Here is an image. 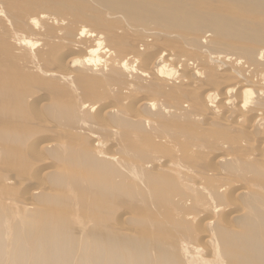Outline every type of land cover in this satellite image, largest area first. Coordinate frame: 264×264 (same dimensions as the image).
Listing matches in <instances>:
<instances>
[{"label": "bare ground", "instance_id": "1", "mask_svg": "<svg viewBox=\"0 0 264 264\" xmlns=\"http://www.w3.org/2000/svg\"><path fill=\"white\" fill-rule=\"evenodd\" d=\"M22 1L25 4L16 8L21 10L17 17L12 16L17 14L11 10L6 11V7L0 2V19L4 18L8 24L14 20L18 26V30H14L10 36L11 45L6 44V47L12 46L11 52L4 49L10 55L6 57V53L0 54L1 73L9 79L13 67L18 64L28 65L27 74L20 75L38 80L41 90L24 95L19 103H40V108L52 115L54 109L56 111L61 108L72 113L80 112L82 119L71 132L74 135L79 132L82 137L62 142L64 137L59 138L58 134L63 130H58L50 121L37 120L46 129L47 135L59 138L48 136L37 143V151L39 153L40 150L42 154L39 153L41 157L36 160L42 166L40 174L49 188L40 187L41 190L44 189L42 193L35 187L37 193L32 191L25 202H20L22 209L36 210L29 216L23 210L17 212L15 209L0 207V264H264V0H257L262 2V7L252 8L254 14L249 17L232 11L220 13L216 8L210 10L209 21L201 22L202 25L205 24V30L200 36L179 35L162 29L155 31L147 26L131 23L113 33H89L86 28H80L73 34L68 28V19L50 11L53 7L62 8L59 0H18ZM225 2L227 0H220L222 7L228 5ZM165 5L167 4L154 1L149 3L148 8L167 12L168 9L163 8ZM231 5L245 10L241 5ZM106 16L117 23L126 20L124 13L120 11H112ZM168 19L171 20L170 17ZM44 25H47L46 32L51 31V40L41 44V50L35 54L36 44L27 36L31 33L27 34L19 29L43 32ZM46 32L41 36H45ZM119 40L123 42L117 45ZM158 41L174 42L189 48L187 51L174 50L171 45L161 48ZM54 44L59 49L55 54L52 53L54 57H49L46 51L53 52ZM139 47L144 48L142 52L134 51ZM174 51L182 57H191L188 60L179 58V62L184 63L186 72L178 75L176 80V71L167 65L175 60L177 54ZM222 51H228L231 56H223ZM211 63L215 64L212 69L216 72L223 68L225 78L218 83L208 76L201 82L207 83L199 89L200 93L191 107L185 108L182 102L188 101L186 90L175 88L181 93H174L172 85L195 84L198 82V64L207 68L206 64ZM136 64L140 66L138 69ZM107 86L111 88V93L120 95L111 94L115 100L121 98L119 107L109 97L108 90L105 89L106 95L101 93V89ZM133 88L155 97L165 95L172 101L160 100L159 103L149 98L135 99L133 105L143 111L129 112L124 107V102H128L134 93L138 96L136 91L131 93ZM57 89L58 98L45 97L42 93ZM126 92L130 93L125 95ZM216 101L218 106L215 105ZM95 110L102 113L93 114ZM166 116L180 120L185 117L187 120H199L202 121L201 124L226 130L222 132L223 135L228 131V135L232 137L240 136L242 132V136L250 138L245 139L249 146L252 139H255L253 144L256 147L251 151L247 146L251 152L243 150L246 154H241L243 147L240 148V153H236L237 148L236 151L233 150L236 154L220 153L221 148H226V144L218 143L221 140L219 138L215 144H207L204 141L208 136L205 135L207 131L204 134L203 129L198 128L202 130L198 135L205 137L198 139L196 135L191 150L195 149L200 157H211L216 161V165H213L215 168L209 167L206 172L201 169L196 171L198 168L185 169L177 162L167 161L156 154L131 162L128 169L126 161L118 153L116 143L110 151L105 150L106 141L102 139L103 135H107L105 130L110 132L107 140L115 142V137L120 135L122 123L128 121L133 130L139 132L143 128L156 127L158 119ZM107 120H111L110 123ZM242 125L244 129H241ZM230 131L240 132L232 135ZM6 134L7 129L0 136L3 145L8 143ZM212 135L218 136L214 132ZM33 136L38 137V134ZM242 136L238 139L244 140L241 139ZM233 140L237 141V138ZM237 143L239 144L238 141ZM33 156L29 155V159ZM35 162L32 165H37ZM54 162L56 165H53ZM57 163H60L61 168ZM85 167H90L86 174L100 171L106 173L108 170L115 181V191L111 195L121 201L127 195L123 193L128 187L125 178L130 180L135 196L141 197L137 186H143L142 203L155 209L154 213L148 215L150 218L146 222H141L140 217L132 219L124 233H120L123 230L119 226L122 217H125V212L122 211L117 222L108 219L107 227L94 225L91 228H75L63 222L60 225L57 221L45 225L39 217L45 210L41 203H47L53 198L55 194L52 193L58 187L76 188L80 191L79 188L87 184L88 187L80 192L86 194V198L93 204L99 203L91 190V183L79 178ZM69 173L76 177V183L67 178ZM195 173L202 180L191 183L189 176H194ZM227 173L235 174L234 177L243 181L233 190L235 204H222L225 199L220 193L227 183L216 185L219 180L224 181L226 175L229 177ZM208 174L213 177H208L205 183L203 179ZM166 175H178L187 179L184 187L187 192L183 191L185 196L178 195L176 204L164 196L163 184L153 178ZM34 179L41 182L40 178ZM38 193L39 196L35 198ZM202 198L206 203L188 204L190 199L196 201ZM152 199L158 202L155 203ZM207 201L213 204H207ZM217 201H221V204H217L220 203ZM44 205L50 207V204ZM118 205L122 207L124 204ZM109 209L110 218L115 212L120 213L117 205ZM94 212L95 210L86 211L88 215ZM33 216L39 217L38 220H33ZM193 224H201L203 230L195 229ZM152 230L160 231V235L166 236V240L137 239ZM128 235L135 237L130 238Z\"/></svg>", "mask_w": 264, "mask_h": 264}, {"label": "rangeland", "instance_id": "2", "mask_svg": "<svg viewBox=\"0 0 264 264\" xmlns=\"http://www.w3.org/2000/svg\"><path fill=\"white\" fill-rule=\"evenodd\" d=\"M154 1H156L157 3L167 4L163 6V8L168 9V11L162 12V11H156L152 8H148L149 3ZM0 2L4 5V7H6L5 8L6 11L11 10L13 13L17 14V15H12L14 17H17L18 13L21 12V10L16 8H20L25 4L23 1L18 2V0H0ZM59 2L62 8L53 7L50 11H52L53 13L59 16L66 17L69 22L68 28L70 31H72L73 34H75L77 30H79L80 28H86V30L89 33H95L97 31L103 33H113V31H115L116 29L118 28L123 29L125 25L131 23L134 25L138 24V25L147 26L155 31H157L156 29H162L166 32H172L179 35L189 34V35L200 36L205 30V24L202 25L201 22L205 23L209 21L208 14L210 13V10L214 8L218 9L220 13H229L232 11V12H238L243 16L245 15L249 17L252 14H254L252 12V8L259 9L260 7H262V2L257 0H227V2H225L224 4H228V5L224 7L221 6L220 0H59ZM231 4L241 5L245 10L237 8ZM112 11L123 12L126 20L117 23L116 20L109 19V17H107L106 15L111 14ZM168 17H170L171 20H169ZM2 20L3 22H1ZM12 21L11 24H8L5 23L4 18L0 19V54H2V52L6 53L7 54L6 57L10 55L9 54L11 52L10 47H12V46H7L9 48L7 49L6 44L11 45L10 36L14 30L16 29L18 30V28H16L17 25L15 24L14 20ZM44 27H45V31L43 32L36 30H35L36 32H34V30L26 31V29L23 30V28L19 29L21 32L25 31L27 34L31 33V35L29 34L30 36L29 35L27 36L31 39L33 43L36 44L34 50L35 54L41 48V44L45 43L46 41H47L46 43H48V41L51 40L50 39L51 35H49L51 31L46 32L47 25H44ZM44 32H46L45 36L42 37L41 34ZM37 33L39 35L36 36ZM122 42H123L122 40H119L116 42V44L118 45L119 43ZM157 44L161 48L164 45H171L172 47L175 48L174 50H179V51H187L189 48L187 45L182 46L178 43H174V42L170 43L168 41L165 43L158 41ZM56 45L57 44H54L53 45L54 47H52L53 52L50 53L49 50L48 52L46 51L47 56L54 57L53 54H55L59 49V47ZM4 49H6V51L9 50V53L6 52ZM143 49H144L143 47H139L134 51L142 52ZM227 52L228 51L225 52L222 51L221 54L223 56L229 55L228 54L229 52L228 53ZM174 53L177 54L175 60L173 61L174 63L169 62L167 65L170 68H173L174 71H176L175 73L176 77L174 78L176 80L178 78L177 77L178 75H182L186 72L185 66L183 65L184 63H181L179 61L185 59L188 60V58L191 57L187 55V58H185L182 57V55H178V52L174 51ZM103 56L104 55H102V57ZM179 58L182 59L179 60ZM206 65L208 69L206 68L205 65H200V64H198V66L196 67L198 82H196L195 84L193 83L186 86V84L174 83V85H172L174 87L173 88L174 93L179 94L181 93L182 90H186V92L189 93V94L185 93L186 96L188 95V97L186 98V100L188 101L182 102L185 108L186 107L188 108L189 106L191 107V103L194 100H196V96L200 93L199 89L202 87V85H205L207 83L206 82L203 84L201 82L207 79L208 76L209 77L211 76L210 78L215 79L216 82L222 81L221 79L225 78L223 77L224 76V71H222L223 68L221 69L219 68L218 69L219 71L216 72L215 69H212L215 67V64L211 63ZM28 67L29 66L25 64H18L16 67H13V70L9 74V79L8 76H5L3 73H1L0 70V136L5 133L6 129H7L6 135H8L5 137L8 140V143H4L3 145V141L0 140V144H2L0 149V197H1L0 207L15 209V211L17 212L23 210L26 211L29 216V214L34 213L36 210H32V211L24 210L22 209L20 202L22 201L25 202V200L28 199L27 197L30 196V193L33 192L37 193L35 190L36 188L37 189L39 188L37 191L39 192L41 191L42 193L44 190V189L41 190L42 187L49 188L47 181L40 174L42 166L40 167V163H38L37 160L40 159L41 157L40 155L42 153L40 150L39 153L41 154L38 153L37 143L39 142L40 139L47 138L48 136L50 137L53 136V139L54 138L57 139L58 137L59 138L64 137L63 139H61L62 142L66 141L69 138L82 137V135H79V132H76L77 135L76 134L74 135L71 132V130L78 123V121L82 119V115L80 112L72 113L66 108H61L56 111L54 109V114L52 115L46 110H43V108H40L39 106L40 103L33 105H29V104L23 105L19 103V99L24 95L29 94L30 92L33 91L41 90V86L39 85L38 80L34 78H30L28 76L20 75V74H27L26 70H28ZM137 67H140L139 64H136V68ZM226 79L228 80L229 78L227 77ZM175 88H179L181 91ZM105 89L108 90L109 97L110 98L112 97V99H113L112 95L118 94V93L115 94V92L111 93L109 91L111 88L107 86L101 89V93L103 95H106ZM134 91L136 90L133 88L131 93H134ZM58 92L59 89L54 90L52 92L42 91L43 95L49 98H53V97L58 98ZM129 93L130 92L128 93L126 92L125 95ZM137 93L138 96L136 93H134L135 95L133 96L131 95L130 98L128 99V102L127 101L124 102V107L127 108L129 112H132L133 110L134 111L138 110L140 112L143 111L141 110V108H137V106L133 105L134 103L133 101H135V99L149 98L151 100L159 101V103L160 100L161 102L172 101L171 98L165 95L155 97L154 95L146 91L144 92L141 91ZM117 96L120 97V95ZM119 97L117 98V100L121 99ZM114 100L115 99L112 100L114 104H116L119 107L121 104L120 102L122 100L121 101L119 100V102L115 100L117 103ZM159 103L157 102V104ZM215 105L217 106L219 105L218 101H216ZM96 112L98 111L95 110L92 113L96 114ZM98 113H102V111ZM186 118L187 117L180 120L178 118H169L168 116H166L165 118L158 119L159 122L156 125V127L143 128L139 132H135L131 124L128 121H126V123H122L120 135L115 137V142L107 140L109 139L107 135H109L110 132L108 130L104 131L107 134L102 136V139L106 141L105 144L106 147L104 148L105 150L108 149V151H110L114 143H116L118 153L122 157V159L126 161L125 166L128 169L130 168L131 162L139 161L143 158V156L149 157V156H154L156 154L158 156L163 157L167 161L177 162L185 169L198 168L196 171H199V169H201L204 170V172H206L209 170V167H211L212 169L215 168V166L213 165H216L215 164L216 161H214L211 157L209 158L203 156L200 157L198 155V152L195 151V149L191 150V145L194 141V137L197 135V138L201 139L204 136V135L203 136L198 135L202 131L199 129H203L202 132H204V134L207 131V134L205 135L208 136L207 137L204 136L205 137L204 141L207 144L208 143H210L211 145L215 144L220 139L221 140L218 143L226 144L227 149L221 148L220 153L223 152L228 154L231 152L230 154L232 155L233 153H235L233 152V150L236 151L237 149L238 152L236 153H240L239 150L240 148L243 147V149L241 150V154H246L247 152H251L252 148L255 149L256 147L255 143L253 144L254 142L253 140L255 139L252 137L253 138L251 141L252 143L250 142V146H249V144L247 143L248 140L245 141V139L248 136L247 135L242 136V132L240 133L241 134L240 136H242L241 139L244 138V140L243 139L240 140V138L238 139V137L240 136L237 137L234 136L235 137L234 138L228 135L229 134L227 133L228 131L226 132L225 135H223L224 133L222 134V132L226 130L219 129L216 126L213 127L207 126L205 124H201L202 121L201 122L199 120L193 121V119L187 120ZM40 119L46 120V122L50 121L58 130H63L64 131L62 132L63 135H61L62 133L58 134L60 135V136L57 135L58 137L49 134L47 135L45 132L46 129L42 128L43 126L41 122L40 125L39 123H37V120L39 121ZM110 121L107 120L108 123H110ZM243 126L244 125H242L241 129H244ZM261 131H263V129ZM212 132H214V134H217L218 136L216 137V135H212ZM236 132L237 131H230V134L232 133V135L234 134L238 135L239 134L238 132L240 131L237 132L238 134ZM34 134H38V137L35 136L36 137L35 138L33 136ZM30 137L32 138L30 139ZM207 138H210V140ZM218 138L219 140H217ZM228 138L230 139V141ZM236 138L239 144L237 143V141L233 140ZM28 142L29 143L31 142L30 143L31 145ZM226 142L227 143L230 142V143L227 144ZM232 142L233 143L235 142L234 143L235 146L231 145ZM33 143L35 144L33 145ZM247 146L250 147L251 151L250 149L249 150L247 149L248 148ZM33 150H36V152ZM243 150L246 151V153H244ZM34 153L36 154L34 155ZM29 155L31 156L34 155L35 159L33 158L34 156L32 157V159H29L31 158L29 157ZM33 161L34 162L37 161L35 162V164L37 165L35 166L32 165L34 163ZM53 165H56L55 162L53 163ZM57 166L61 168L60 163H57ZM88 168L90 167H85L82 170L79 178L86 179L88 182L91 183L92 185L91 190L94 192L95 198L99 200V203L93 204L90 200L86 198V194L80 192L88 187L87 184L84 187H80L79 188L80 191L76 188L68 189L67 187H63V188L58 187L52 193L55 194L53 198L49 199L47 203H41L42 206L45 207L44 208L45 210H43L39 214V217L42 219L45 225L52 224L53 221H57L60 225H61L60 222H63L64 224H67L69 226H75V228H77V226H88L89 228H91L94 225L104 227L106 226V223H108V219L109 221L111 219L114 220L113 222H117L119 217L121 216V211H122L125 212V217H122L123 220L119 222V226L123 230L120 233H124L129 228L132 219H136L140 217L141 222H146L150 218L148 215L154 213L155 209L148 207L147 205H143L142 203L141 197L143 196V186L140 185L137 186L138 188H140L138 189L137 192L141 197L135 196L132 193L133 186L130 180L125 178L128 187L125 189L123 193L127 195L125 199L121 201L111 195L112 192L115 191V181L112 175L108 172V170L106 173L100 171V172H93L90 174H86L85 172ZM227 174L229 177H227L226 175V179H223L224 181H222V179L219 180V182H217L216 185L220 186L219 185L220 183H224V182L227 183V185L222 188L223 191L221 190L222 192L220 193L221 195L223 194L222 196L225 199V201L222 204H232V203L235 204V199L233 198V190L238 185H241L243 181L234 177L235 174L233 175H229V173ZM198 175L195 173L194 176H189L190 182L196 183V181L202 180V178H199ZM208 177L212 178L213 176L210 174L205 176L203 179L205 183H206V179H209ZM34 178H40L42 183L39 181V179L36 180ZM67 178H71V180L74 183L77 182L76 177L70 173ZM153 178L155 179L154 181L163 184L162 192L164 196L169 197V199H171L172 202H175V204L178 203L177 201L179 197L178 195L185 196L184 194L187 192V190L184 191L185 190L184 187L187 185L186 177H182L178 175H173V176L166 175V176H158ZM23 181L25 183H28L29 186L28 184L26 185L25 183H23ZM35 181L37 182L35 183ZM30 183L32 185H30ZM31 187L32 190H30ZM183 191L185 193H183ZM191 194L192 192L190 193V195ZM38 196L39 193L35 198H37ZM190 200L191 202L188 201V204H204V202L206 203V200H204V198H202V200H196V201L192 199ZM152 201H154L155 203L158 202L155 199H152ZM217 202H220L217 204H221V201H217ZM208 203L210 204L212 202L207 201V204ZM41 204L38 205L40 206ZM44 204H50V207L48 208L47 205ZM118 204H124V205L121 207ZM116 205L120 209V213H118L119 211H117V213L115 212L112 218H110L109 207H115ZM87 210H95V212L91 215H88L86 213ZM221 216L222 215H220V217ZM33 217H34L33 220H38L39 218L35 216ZM192 226L195 227V229L197 230L199 229L200 231L203 230V226L201 224H199L198 226L196 224H193ZM128 236L130 238L135 237L133 235H128ZM137 239L138 240L143 239L147 241L166 240V236H161L160 231L158 230H152L144 236L137 237ZM193 241L194 243H196L197 242L196 238H194Z\"/></svg>", "mask_w": 264, "mask_h": 264}]
</instances>
